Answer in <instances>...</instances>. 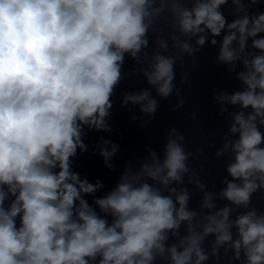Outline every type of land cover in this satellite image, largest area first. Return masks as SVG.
<instances>
[{
	"label": "clouds",
	"instance_id": "clouds-1",
	"mask_svg": "<svg viewBox=\"0 0 264 264\" xmlns=\"http://www.w3.org/2000/svg\"><path fill=\"white\" fill-rule=\"evenodd\" d=\"M206 47L219 143L194 109L118 166L113 109H184ZM0 264H264V0H0Z\"/></svg>",
	"mask_w": 264,
	"mask_h": 264
}]
</instances>
